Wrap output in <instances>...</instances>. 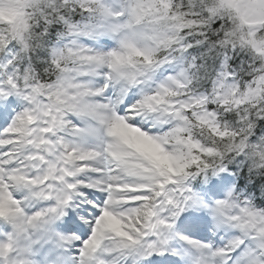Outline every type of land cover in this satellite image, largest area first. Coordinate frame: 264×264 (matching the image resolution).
Wrapping results in <instances>:
<instances>
[{"label": "snow or ice", "instance_id": "6c2138e0", "mask_svg": "<svg viewBox=\"0 0 264 264\" xmlns=\"http://www.w3.org/2000/svg\"><path fill=\"white\" fill-rule=\"evenodd\" d=\"M0 264H264V0H0Z\"/></svg>", "mask_w": 264, "mask_h": 264}]
</instances>
